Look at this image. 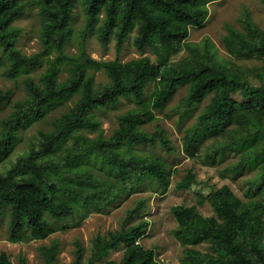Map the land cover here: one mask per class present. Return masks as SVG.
Listing matches in <instances>:
<instances>
[{
  "label": "trees",
  "instance_id": "obj_1",
  "mask_svg": "<svg viewBox=\"0 0 264 264\" xmlns=\"http://www.w3.org/2000/svg\"><path fill=\"white\" fill-rule=\"evenodd\" d=\"M216 0H34L41 21L40 39L50 67L41 83L29 74L43 65V54L24 55L18 48L23 29L15 22L26 16V0H0V68L7 77L26 76L27 98L15 103L0 130V221L7 219V240L13 244L42 241L68 228L69 220L87 219L104 213L122 197H130L145 187L166 191L171 183L167 160L154 154L139 155V147H158L173 151L167 133L158 129L147 133L142 126L155 119L154 111L164 110L179 88L189 86L183 104L184 118L208 94L212 102L200 114L183 142V152L201 156L205 163L217 164L229 153L240 156L227 168L233 177L250 165L264 164V73L255 85L242 83L232 66L220 65L210 38L186 44L192 28H203L209 16L208 4ZM264 4V0H261ZM80 5L85 27L78 35V54L69 55L67 46L74 35V10ZM243 30L230 26L223 43L233 59L264 61V32L254 23L248 10L239 19ZM131 33L141 57L129 62H98L87 53L91 37L102 46L112 39L121 51ZM187 47L190 58L170 65ZM150 50L155 58L144 56ZM219 60V61H218ZM103 71L109 83L98 88L95 75ZM66 72L62 81L60 75ZM153 91L147 95V88ZM247 98L237 103L232 94ZM74 96L76 104L54 119L51 129H40L36 142L23 155L10 160L22 140V132L44 118L53 108ZM129 98L138 108L119 117V128L104 137L96 113ZM9 99L0 93V110ZM98 133L95 138L90 135ZM212 140L205 153L201 149ZM198 185L189 171L177 185L190 190ZM145 191V190H144ZM143 191V192H144ZM247 202L238 199L229 186L202 194L215 217H204L193 207L176 206L172 214L178 223L175 238L183 245L182 264H264V167L249 185ZM145 207L139 201L127 212L119 230L93 240L88 264L102 261L111 251L124 246L120 262L106 264H161L156 252L141 243L149 222L133 224ZM208 244L202 253L192 246ZM57 244L43 250L46 264H54ZM83 259L78 246L77 262ZM0 264H13L3 252ZM19 264H26L20 257Z\"/></svg>",
  "mask_w": 264,
  "mask_h": 264
},
{
  "label": "rangeland",
  "instance_id": "obj_2",
  "mask_svg": "<svg viewBox=\"0 0 264 264\" xmlns=\"http://www.w3.org/2000/svg\"><path fill=\"white\" fill-rule=\"evenodd\" d=\"M27 10L23 19L15 22V26L23 29V37L18 43L19 50L27 56H33L44 53L45 48L40 39L41 21L39 9L34 0H26ZM209 16L203 28H192L186 44L200 45L207 38L213 43L217 50L218 57L221 60L220 65L227 68L232 66L234 74H239L242 83L249 81L257 84L258 79L264 73V61L260 59H233L224 47V37L228 34L227 27L230 26L236 30L242 31L239 23L241 14L248 10L254 23L264 32V4L261 0H216L208 4ZM85 14L80 5L74 10L72 27L74 35L71 38L66 50L69 55L78 54V35L85 27ZM135 33H131L121 51H117L116 41L114 39L107 46H102L97 36L91 37L87 44V53L93 60L98 62L120 61L129 62L140 58L141 53L135 48L133 38ZM144 56L154 59L152 51L148 50ZM47 56L43 54L42 67L33 70L29 76L36 84L42 86L41 79L44 73L50 67L46 60ZM190 58L188 48L185 47L181 53L175 56L170 65L183 64ZM219 61V60H218ZM95 75V84L98 88H103L109 83V79L103 71L90 72ZM67 77L66 72L60 75V80ZM23 76L17 80L7 77L4 69L0 68V93H8L9 99L0 110V130L3 120L7 119L14 110L15 103L24 101L27 98L24 86ZM153 85L147 88V95L153 91ZM189 86L185 85L179 88L174 98L167 107L161 111H154L155 119L142 126L147 133H153L158 129H163L171 142L173 151L168 153L162 148L139 147V155L154 154L167 160L171 171V183L166 191L154 189L151 185L145 187L141 192H135L130 197H122L104 213H96L87 219L75 218L69 220L68 228L51 235L46 240L30 241L27 243L13 244L7 240V219L0 221V255L5 252L10 256L13 264H19L20 257L26 259V264H46L43 250L57 244L58 251L54 264H88L93 248V240L101 235L107 237L109 233L120 229L127 212L134 209L139 201H145V207L142 212L136 216L133 224H139L144 221L149 222V228L146 236L140 243L146 248L156 252V258L161 264H182L184 250L188 247L178 241L174 232L178 228V223L172 214V209L176 206L193 207L204 217H215V211L209 202L202 203L200 196L208 194L210 190L220 189L229 186L235 196L247 202L246 192L249 185L254 182L264 167V164L250 165L243 174L233 177L224 171L236 165L240 156L235 153H229L223 161L217 164L205 163L201 156H191L183 152V142L187 132L192 128L200 114L212 102L215 93L208 94L202 101L198 102L184 118L182 112L183 104L188 96ZM232 98L237 103H243L246 96L237 91L232 94ZM78 96H74L70 101H66L61 106L53 108L41 121L27 128L22 132V140L16 147V151L10 160H15L23 155L31 144L36 142V136L40 129L49 131L52 121L71 109L77 102ZM138 108L131 99L121 98L112 106L106 107L96 113V121L100 125L103 136L111 137L119 128V117L128 111ZM98 133L90 135L95 138ZM213 144L212 140L205 142L201 153H205L207 148ZM5 162H8L6 160ZM0 163V171L4 170V165ZM192 171L197 178L198 185L190 190H178L177 185L183 178ZM145 190V191H144ZM144 191V192H143ZM78 246L83 249V259L77 262ZM208 244L192 246L202 253L208 252ZM125 247L111 251L102 261L95 264H106L109 261L120 262L124 256Z\"/></svg>",
  "mask_w": 264,
  "mask_h": 264
}]
</instances>
